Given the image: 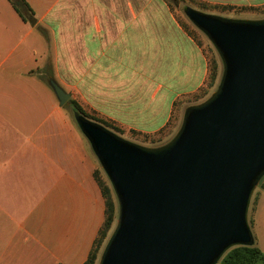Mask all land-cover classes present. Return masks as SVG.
<instances>
[{"label":"crops","instance_id":"obj_1","mask_svg":"<svg viewBox=\"0 0 264 264\" xmlns=\"http://www.w3.org/2000/svg\"><path fill=\"white\" fill-rule=\"evenodd\" d=\"M25 2L33 25L0 0V264H83L104 222V199L94 154L48 82L85 114L153 135L200 90L207 59L181 26L139 24L151 14L136 0ZM249 220L264 253V185Z\"/></svg>","mask_w":264,"mask_h":264},{"label":"water","instance_id":"obj_2","mask_svg":"<svg viewBox=\"0 0 264 264\" xmlns=\"http://www.w3.org/2000/svg\"><path fill=\"white\" fill-rule=\"evenodd\" d=\"M183 13L222 70L170 140L142 146L73 112L117 204L97 264H217L231 248L254 243L247 216L264 176V18ZM48 84L64 106L70 95Z\"/></svg>","mask_w":264,"mask_h":264},{"label":"rangeland","instance_id":"obj_3","mask_svg":"<svg viewBox=\"0 0 264 264\" xmlns=\"http://www.w3.org/2000/svg\"><path fill=\"white\" fill-rule=\"evenodd\" d=\"M124 3L125 1L121 2V7H124ZM135 4H136L135 8L138 11L143 10L148 12V14H151V16H139L138 17L139 24L150 23L151 21V23L153 24H159V25L173 24V25L181 26L185 34L193 38L195 43L202 49V52L206 56L207 64H208L207 77L204 83L202 84L200 90L197 91L195 94H191L190 96L186 97L182 101V104H179V110L174 113L170 123L162 131L153 135H144V134H137L134 132L121 130L120 128L116 127L113 124H110V127L108 128L115 135L130 142L142 146H150V147L159 146L170 140L173 137V135L176 133V131L179 129L184 110L188 106L195 105L204 101L216 89L222 70L221 61L219 59L217 52L215 51V49L213 48L207 37L187 20V18L183 13V9L185 7H190L192 9L201 11L203 13L215 15L222 18L262 19L264 18V4L258 6L233 5L229 3L227 4L220 3V1H213V0H136ZM20 9L25 14L26 21L30 17H32L31 12L27 11L26 8L20 6ZM189 48L190 46L187 44L186 41L185 50ZM212 75L214 76L213 79H212ZM42 77H43V82L45 83V85H47V81H48L47 72ZM178 92L180 93L183 91L181 89H178ZM64 107L69 111L73 119V112L75 111L71 109V105L69 104V101L64 105ZM86 116L87 119L91 121L96 122L95 120H98L95 118V116H93L90 113L89 114L87 113ZM114 128H117L118 131H116ZM91 154L93 155V153ZM94 160H96V158ZM96 167L97 168L95 171L98 174L100 180L104 184L110 187L109 182L105 174L101 170L97 160H96ZM263 185H264V176L261 178L260 182L258 183L257 187L255 188L251 196V200L248 208V216H247L248 222L250 221L249 219L253 213L254 203L256 199V192H258L261 186ZM116 217H117V204H116L115 222H116ZM115 222L113 223L112 228L107 235V238L105 239L103 245L100 248L98 259L108 237L110 236L115 226ZM98 259L95 264H97Z\"/></svg>","mask_w":264,"mask_h":264},{"label":"trees","instance_id":"obj_4","mask_svg":"<svg viewBox=\"0 0 264 264\" xmlns=\"http://www.w3.org/2000/svg\"><path fill=\"white\" fill-rule=\"evenodd\" d=\"M8 1L10 2L14 10L19 14L21 18H23V15L21 13L20 6L30 11V8L28 4L25 2V0H8ZM213 78L214 76L212 75V79ZM69 104L71 105V109L73 111L87 118L85 112L75 101L69 100ZM95 121L98 122L105 129L110 131L108 129L110 127L109 123L101 120H95ZM114 129L118 131L117 128ZM94 178L100 188L101 194L104 199L105 218L103 225L100 228L98 235L94 241L93 247L88 255V258L83 264L96 263L100 248L103 245L105 239L107 238V235L111 230L113 223L115 222L116 202H115V197L113 196L114 194L111 191V188L100 180L96 171L94 172ZM217 264H264V253L259 249V247L256 245L254 241V243L251 246H239V247L231 248L229 251H227L224 254V256Z\"/></svg>","mask_w":264,"mask_h":264}]
</instances>
